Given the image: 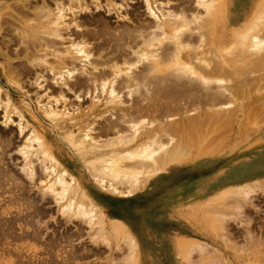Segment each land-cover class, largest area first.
Returning a JSON list of instances; mask_svg holds the SVG:
<instances>
[{
	"label": "bare ground",
	"instance_id": "bare-ground-1",
	"mask_svg": "<svg viewBox=\"0 0 264 264\" xmlns=\"http://www.w3.org/2000/svg\"><path fill=\"white\" fill-rule=\"evenodd\" d=\"M183 1V7L176 5L174 13L156 20L150 0H143L155 21L123 25L117 32L99 19L96 36L86 30L59 56L53 40L61 37L64 5L67 11L82 12L88 8L83 0H52L50 7L44 0H0V37L2 32L16 35L25 58L30 49L37 53L45 48L53 62L34 55L27 62L46 68L58 80L74 70L69 67L73 55L86 59L93 50L88 42L107 36L110 57L103 62L110 72L69 84L86 93L88 87L104 93L112 110L126 90L137 107L125 114L116 110L118 119L104 124L96 139L87 126L75 134L64 129L65 114L47 107L42 116L53 132L60 131L55 135L23 99L7 92L0 96L3 123L15 115L19 134L30 127L17 152L23 176L37 184L39 194L36 200L24 197V183L4 162L9 139L0 135V264H53L56 259L76 264L102 254L74 248L67 237L64 246L55 238L41 242L35 226L44 214L37 201L47 200L65 221L88 227L91 244L108 251L106 264H264V237L252 234L250 214L243 216L247 226L241 243L228 228L234 222L229 219L241 217L251 195L264 194V0ZM91 4L119 15L120 6L111 1ZM83 22L79 26H86ZM136 67L140 69L134 73ZM20 69L6 61L0 64V74L15 95L22 91ZM231 135L234 150L226 153ZM72 157L79 168L69 169ZM217 158L228 160L212 168L200 166V161ZM177 166L194 175L163 187L159 198L164 200L139 212L134 221L108 212L97 195L103 188L126 197L151 190ZM114 252L119 255L112 256Z\"/></svg>",
	"mask_w": 264,
	"mask_h": 264
},
{
	"label": "rangeland",
	"instance_id": "rangeland-1",
	"mask_svg": "<svg viewBox=\"0 0 264 264\" xmlns=\"http://www.w3.org/2000/svg\"><path fill=\"white\" fill-rule=\"evenodd\" d=\"M12 1L13 0H11L10 3H13ZM28 1L31 4L41 3V0H37V1L28 0ZM44 1L45 3H47L48 6L49 5L52 6L51 5L52 0H44ZM83 1L88 7L87 10L85 9L84 11L79 12L77 9L75 10L73 9L70 12L67 11L68 9L66 10V8L68 7V4H66L67 3L66 0H63V4H66L67 6L64 5L65 13H62L63 14L62 16L64 15L65 16L62 17L63 18L62 19L63 21L61 23L62 25L61 24L59 25V35L61 37L53 40L55 41L54 53L57 51V53L55 54H59V56L63 55L64 53L63 50L68 49L69 48L68 45H70L71 42L75 43L78 40H80L78 37L80 36V34L81 35L85 34L86 30L89 32L88 34L91 33L90 36H94L93 33L95 34L101 29V27L98 24L99 19L100 21L105 22L107 24V28L111 29V31L119 30L123 28V25L132 27L133 23L134 24H137V22L152 23L153 21H155V17L149 16L147 11L145 10L143 0H100L102 4H104V1H111L117 6H120V9L118 11L119 15H117L113 11L108 12L103 6L99 8H95L91 4L92 0H83ZM182 1L183 0H150V6L153 9V13H155V16L157 18L156 20L159 19L164 20L166 18L167 13L170 14L174 13V11H176L177 6L179 7L180 5V7H183L186 4V2L184 1L182 2ZM188 6L192 7L191 4H189ZM93 18L96 19V21L97 20L98 21L97 22L94 21L92 23V21L94 20ZM89 19L92 21H90ZM85 20L87 21L89 20L90 22L88 21L87 23ZM82 21H84L83 23L86 26L89 24L88 27L79 26L81 25L80 23ZM74 24L78 25L79 27L76 28ZM106 39H108V37L104 35L99 37L98 39L90 40L91 42L90 41L88 42V49L89 50L93 49V50L89 51V53H91L88 56L89 58L87 57L86 59L84 58L82 59L80 55L78 56L73 55V57H76L75 59L72 58L74 64L71 65L68 64V66L69 65H70L69 67L72 66L71 68L72 70L74 68V70L68 76L63 75V77L60 78L61 80H58L59 78L57 77L59 76L55 75L56 76L55 77L54 74L51 71L46 70V68L44 69L43 67L41 68L32 67L27 62V58L29 60L30 58H32L31 56L34 55L39 58L42 57V59H46V63L47 62L51 63L53 62L52 59L53 56H50L51 53L49 51H47L45 48H41V50L36 53L35 51H32L30 49L31 56L25 58L24 53L22 51L23 46H21L22 44L21 45L19 44V40L17 36L12 35V33L2 32L0 37V64L4 65L6 61L12 67L23 68L24 71L23 69H20L23 72L22 76H20L22 79L20 81L21 90H22L20 95H15L12 92V90L5 82V79L0 74V96L2 97L3 94L7 92L11 94L14 98L23 99L28 105L31 106L39 122L46 129L52 132L53 130L51 126L44 121V118L42 116L41 110L42 109L46 110L47 107H50L52 110L58 113H63L66 115V116L64 115L63 117V123H62L63 125H61L63 126L64 129L72 131L75 134L77 131L76 129L78 127L87 126L89 129L88 134L91 137L98 139L99 130L103 128L102 126H104V124L106 125L107 122L110 120L118 119L119 112L116 110L120 109V111H122L125 114L127 112L128 113L132 112L134 108H137L136 104H134L131 100L132 97L127 95L126 90H122L118 94L120 98L119 99L120 103L115 110H112V106L108 104L109 98L107 95H104V93L100 94L98 93L97 90H95L94 92L90 87H88L89 90L86 93L85 89L77 90L76 88L74 89V87L70 85L71 83H73L78 79L79 80L84 79L85 81L87 77L92 74L94 75L98 73L110 72V70H108L109 67H106L107 68L106 69L104 64L105 62H103L104 60L106 61L105 58L110 57V50H109L110 48L107 49L106 45L109 44L111 46V44L107 43ZM105 42L107 44H105ZM65 55L68 54H64V56ZM68 56H72V55H68ZM77 58L80 59L78 60ZM99 61L102 62V65H100L101 62ZM96 64H98L99 66H97ZM71 68H69V70H71ZM137 68L138 67L135 68V71L133 68L132 71L135 73L136 70L140 69ZM35 74L38 77H36ZM35 78L37 80H35ZM55 78H57V80ZM65 78L66 80H64ZM17 122H18L17 116L11 115L10 122L7 125H5L3 123V111L0 108V135L1 136L4 135L6 136V138L9 139V146L3 158L5 164H7L6 167L10 169L11 173L12 172H13L12 174L16 173L15 175L17 176V178H20L22 183H24V189H23L24 197L26 196V198L36 200L39 197L38 188L36 187L37 184L28 183L27 179H25V177L23 176V172H22L23 159L21 154L17 152V147H19L18 145L29 133L30 127H27L25 130H23L22 134H19ZM146 128L148 129L150 128V126L146 125ZM59 132L60 131L58 132L54 131L53 133L57 135L59 134ZM100 139H102V137ZM233 140L234 139L232 135L228 137L227 140L228 144L224 149L226 153H228L229 151L231 152V150H234L232 149V146L234 145ZM252 141L253 138L251 139V142ZM235 155H236L235 153H232L231 156L235 157ZM228 158L227 159L217 158L214 161H209L206 163L200 161L199 163L200 166L202 164H205L204 166L202 165L205 168H212L222 163L224 160H228ZM31 159H33L32 161L35 167L34 170H37L35 171L36 172L35 174L37 176L36 175L35 176L38 177V175H40V172L37 163L34 162L33 156ZM74 166L79 168L80 165L77 162L76 158L72 157L71 160L68 161V167L69 169H71ZM167 171L170 172L171 176L164 175L165 177L163 178L161 177L159 180H157L153 189L151 190L145 189L143 192H140L133 196L126 197V196L113 195L105 188L97 190L96 192L100 199V202L108 212L122 215L125 218H127V220L134 221V219L137 217L139 212L147 211L151 208L152 204H155L156 206V204L164 200L163 198L165 197L159 198L162 196L161 191L163 187L170 185L173 181L184 180L186 179V177L194 175V174H188L187 176L186 173L187 169L183 166L170 168ZM251 199L252 201L249 202L246 206H244V209L241 210L240 213L241 217L239 218L240 220L237 219L238 216H236V218L234 216L233 218H231L232 220L229 219L230 222L234 220V222L228 224L229 225L228 228H229V234L230 233L233 234L232 239L234 238L233 240L235 242L239 241L241 243V240H243L242 236H244V232L242 231H245L244 229H246L247 226L246 225L247 221H245L246 222L245 224L243 220V216H247V214H250L249 215L250 219L248 222L250 225L249 229H251V231L253 230L252 234H255L256 236L258 235L259 237L260 236L264 237V194L257 192L255 193V197L254 194L251 195V198L249 200ZM251 203L252 205H250ZM37 206L39 207L40 211H42L44 214V217L40 219L39 223L37 222V225L36 226L34 225L36 231L39 233V238H41V242L44 240L47 241L48 238L51 239L55 238L57 242L61 244V246H64L67 244V242H65L67 237L68 241H70L69 244L74 248L85 247L93 251H97V250L102 251V254L99 253V255L96 256L92 255L88 258H84L78 261V263L76 264H106L105 260H106V256L108 255L107 249L102 248L103 246H100L99 247L100 249L99 248L96 249V247L91 244L90 237H92V235L91 233L88 234L89 229L88 227H86V225H83L76 221H65V219L61 216L60 212H57L56 205L50 200H47V202L37 201ZM177 225L180 228L179 230L182 231L183 230L181 229L182 226L180 224ZM17 233L20 232L17 231ZM116 255L118 256L119 253L114 252L112 254V256H116ZM57 260L60 262L59 259H56L53 262V264H60Z\"/></svg>",
	"mask_w": 264,
	"mask_h": 264
}]
</instances>
